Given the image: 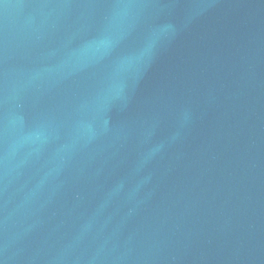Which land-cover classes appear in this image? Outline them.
I'll return each mask as SVG.
<instances>
[{"label": "water", "instance_id": "water-1", "mask_svg": "<svg viewBox=\"0 0 264 264\" xmlns=\"http://www.w3.org/2000/svg\"><path fill=\"white\" fill-rule=\"evenodd\" d=\"M0 264H264V0H0Z\"/></svg>", "mask_w": 264, "mask_h": 264}]
</instances>
